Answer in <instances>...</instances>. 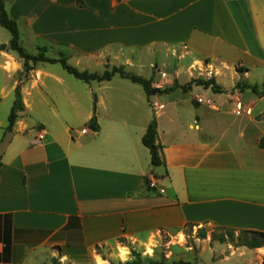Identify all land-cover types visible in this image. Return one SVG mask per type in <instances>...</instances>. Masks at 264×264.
Masks as SVG:
<instances>
[{"label": "crops", "instance_id": "obj_1", "mask_svg": "<svg viewBox=\"0 0 264 264\" xmlns=\"http://www.w3.org/2000/svg\"><path fill=\"white\" fill-rule=\"evenodd\" d=\"M5 4L11 18L37 42L64 45L72 35H85L95 49L113 43L184 47L194 60L212 65L214 74H230L234 80L253 68L264 69V0H5ZM10 39L0 35V46ZM75 55L100 58L107 53ZM20 70L17 55L0 48L1 95L15 92ZM220 76L215 80L225 92L215 95L211 87L195 84L188 90L196 106L188 126L182 122L164 130L165 111L156 114L165 158L157 167L142 142L152 114L141 126L97 116L99 131L65 126L63 136L43 122L30 130L19 119L14 130L0 138V264H15L21 250L48 242L60 245L62 257L72 264H85L98 256L99 248L127 243L145 249L165 233L200 229L206 231L201 242L204 249L214 251L213 260L264 264V245L235 246L208 234L209 226L264 232V148L259 145L264 111L257 110L261 101L256 92L249 87L237 91L236 83L225 88ZM37 77L42 86L49 79L61 81L45 67L33 73L40 86ZM109 82H98V88H108ZM29 88L23 87L24 99ZM181 96L174 98L178 115ZM196 96L203 101L193 102ZM101 104L97 96L98 110ZM149 180L156 187H150Z\"/></svg>", "mask_w": 264, "mask_h": 264}, {"label": "rangeland", "instance_id": "obj_2", "mask_svg": "<svg viewBox=\"0 0 264 264\" xmlns=\"http://www.w3.org/2000/svg\"><path fill=\"white\" fill-rule=\"evenodd\" d=\"M19 25V24H18ZM22 45L31 53H39V47H47L46 54L50 57L66 56L68 62L77 67L79 70H88L89 72H103L106 67L123 66L126 71L141 75L151 81L153 87L163 90L160 94L151 95L150 97L144 91L142 85L134 83L127 78H123L116 74L109 80V87L98 88V81L85 82L74 75L66 72L60 63H38L36 70L42 67L50 69L56 76L60 78V82L49 79L45 85H41V80L37 77L40 86L33 80L34 70L25 73L23 60L17 55L22 70L15 74L21 85L22 96L23 87L29 86V92L25 93L23 101L26 109L20 112L19 119L26 122L30 130H34L38 123H45L58 136H63L65 126H69L74 131L86 132L89 130V117L94 113V104L97 96H101L102 104L96 115L101 118L117 117L119 120H126L128 123L135 125H143L152 114L154 117L157 113L165 111L161 118V126L164 130L176 129V123H185L187 126L189 121L194 117L196 106L192 104L189 98L190 88L183 89V85H187L191 79H210L220 76L219 71L213 73L214 67L206 62H198L194 60L186 48L175 47L171 45H158L151 47H123L122 45L113 43L102 49H95L91 46L90 36L86 37L72 35L68 42L64 45H51L42 41H34L28 34H25L24 28L19 27ZM0 35L3 40L11 38L8 29L0 25ZM88 38V39H85ZM75 53H107V56H90L84 57L75 55ZM78 56V57H77ZM236 78V77H235ZM219 81L225 88L236 83L235 89L242 92L243 85H257V96L261 103L257 110L264 111V69L256 67L248 73H242L237 80L231 78V75L220 76ZM181 81V82H180ZM104 82V81H101ZM100 83V82H99ZM237 84H239L237 86ZM102 86V85H101ZM251 89V88H250ZM171 93V91H173ZM186 93H184V92ZM234 90V87L232 88ZM213 94H219L211 90ZM248 93V92H247ZM251 93V90H249ZM182 95V104H179V114L176 111L174 98ZM247 98L254 95L246 94ZM245 96V97H246ZM0 102V138L5 132L9 123V114L15 101V92L3 96ZM207 95L205 99H207ZM155 100V101H154ZM157 100V101H156ZM238 100L237 108L240 100ZM159 101V102H158ZM193 102L203 101L200 97H195ZM235 104V99L232 100ZM166 104V106L163 103ZM29 103V104H28ZM28 104V105H27ZM166 115H172L173 120H169ZM230 117V116H229ZM229 117H227L229 119ZM98 119V117H97ZM17 120V121H18ZM227 119H225L226 121ZM88 121V122H87ZM228 121V120H227ZM87 122V123H86ZM229 122V121H228ZM226 124V123H225ZM224 125V124H223ZM221 129L225 128V125ZM41 126L38 125V128ZM220 129V128H218ZM208 234L212 240H219L218 237L225 236L226 241L233 245H240V240L248 238L249 235L234 232L233 236L227 235L225 230L216 229L209 226ZM201 229L198 231H185L183 233H175L172 236L164 234L158 238V241L148 245L145 249L133 248L124 243V245L116 248L117 244L109 248H99L97 257H92L85 264H126L139 257L144 263L149 264L153 260L166 259L167 261L185 260L192 264H232L239 260H232L229 263L221 262L220 259L213 260L214 251L210 247L204 249L200 237ZM206 232V231H205ZM233 238V239H232ZM122 250L126 251L124 256L121 255ZM216 250V249H215ZM219 254L220 250H216ZM15 264H72L62 257L60 245L51 242L25 248L19 253V261Z\"/></svg>", "mask_w": 264, "mask_h": 264}, {"label": "trees", "instance_id": "obj_3", "mask_svg": "<svg viewBox=\"0 0 264 264\" xmlns=\"http://www.w3.org/2000/svg\"><path fill=\"white\" fill-rule=\"evenodd\" d=\"M81 5L83 3L80 2ZM0 25L5 27L9 30L11 34V39L9 44H2L0 48L2 50H12L16 52L21 60H23L24 65V71L25 73H29L30 71L34 70L36 68V65L38 63H60L62 68L68 72L69 74L74 75L76 78L85 81V82H91V81H109L115 76L116 74L120 75L123 78H127L131 80L134 83H138L143 86L146 94L148 97L151 95H155L157 93L162 92L158 87H153L151 84V81L141 75L134 74L132 72H128L125 70L123 66H112L106 67V69L103 72H89L88 70H79L77 67L71 65L68 62V59L66 56H61L58 58L50 57L46 54L47 47H39V53L33 54L29 52L21 43V34L18 22L11 18L9 15L7 9L5 0H0ZM237 70H241L239 66L236 67ZM243 71V70H241ZM202 85L206 88L211 87L213 91L215 92H225L222 86H220L215 78L210 79H192L187 85L183 86V89H189L192 85ZM239 84H237L238 86ZM242 90L247 87L251 88L254 92H257V85H243ZM244 91V90H243ZM2 98L0 97V102ZM26 109L23 96H22V90L21 85H17L15 88V101L13 104V107L11 109V112L9 114V123L5 129V133L12 132L14 130V126L19 118L20 112L24 111ZM97 98L95 99L94 104V114L90 118V121L88 123V126L93 131H99L100 126L98 124L97 119ZM1 142V140H0ZM143 144L149 149L150 155H151V163L154 167L161 166L165 164V158L163 154V147L158 142V121L156 117H154L145 132V134L142 137ZM260 147L264 148V137L261 138L259 142ZM2 165V161L0 159V166ZM148 185L150 186V180L148 181ZM227 232V235L230 234V236H233L231 233H233V230L231 229H223ZM242 234H250L248 238H245L244 240H240V245H246L248 247H258L261 245H264V232H257V231H244ZM200 237L205 238L206 232L201 229ZM221 242H224L226 240L225 236L218 237ZM233 239V238H232ZM123 241V239H121ZM126 264H147L144 263L139 257H136L131 262H128ZM149 264H192L190 261L185 260H178V261H167L164 259H158L153 260Z\"/></svg>", "mask_w": 264, "mask_h": 264}, {"label": "built area", "instance_id": "obj_4", "mask_svg": "<svg viewBox=\"0 0 264 264\" xmlns=\"http://www.w3.org/2000/svg\"><path fill=\"white\" fill-rule=\"evenodd\" d=\"M241 103L239 104V107L241 108ZM150 187H156V185H155V181L154 180H151L150 181ZM160 190L162 191V192H164L165 191V188L164 187H160Z\"/></svg>", "mask_w": 264, "mask_h": 264}, {"label": "bare ground", "instance_id": "obj_5", "mask_svg": "<svg viewBox=\"0 0 264 264\" xmlns=\"http://www.w3.org/2000/svg\"><path fill=\"white\" fill-rule=\"evenodd\" d=\"M125 254H126V251L125 250H122L121 255L124 256Z\"/></svg>", "mask_w": 264, "mask_h": 264}]
</instances>
